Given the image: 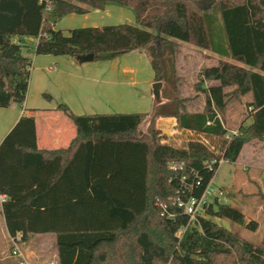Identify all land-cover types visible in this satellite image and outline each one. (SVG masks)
<instances>
[{
    "label": "trees",
    "instance_id": "trees-1",
    "mask_svg": "<svg viewBox=\"0 0 264 264\" xmlns=\"http://www.w3.org/2000/svg\"><path fill=\"white\" fill-rule=\"evenodd\" d=\"M207 1L0 0V107L22 105L28 89L31 60L15 37H37V55L106 61L144 51L162 83L149 112L76 115L59 102L54 110L76 131L66 148H38L35 116H19L0 142L11 238L53 232L58 264H264V235L254 243L213 219L256 229L241 210L213 198L190 220L178 205L201 196L220 159L234 162L250 141H264V0ZM110 3L129 7L135 23L55 28L65 14ZM180 43L216 57L195 73L193 96L181 95ZM245 96L249 113L226 136V108ZM161 116L189 138L175 143L155 126Z\"/></svg>",
    "mask_w": 264,
    "mask_h": 264
},
{
    "label": "crops",
    "instance_id": "crops-1",
    "mask_svg": "<svg viewBox=\"0 0 264 264\" xmlns=\"http://www.w3.org/2000/svg\"><path fill=\"white\" fill-rule=\"evenodd\" d=\"M126 22L135 23L132 10L129 7L110 3L102 9L96 8L82 14H65L56 22L55 28L65 32L80 26L94 27ZM14 39L23 48L30 50V53L25 54L31 60V70L23 104L0 107V142L20 115L31 114L35 116L38 148L47 150L66 148L76 131L66 116L54 110L59 102H65L76 115L149 112L155 102H158L154 99V104L148 109L150 102L147 88L154 81L152 66L144 51H133L111 60H97L92 64H83L68 55L35 54L33 52L37 41L35 36ZM136 87L140 88V92ZM44 94L49 95L50 99H43ZM33 108L37 110L30 113L28 109ZM175 124L174 117L161 116L155 121V126L162 132L166 130V135L172 138L180 133V130L175 128ZM183 133L188 134L189 131L184 130ZM1 196L3 199L0 200V264L5 262L6 264L21 262L50 264L46 257V246L40 242L41 236L44 235H36L34 244L24 250L19 249V255L11 253V237L1 214V203L5 195ZM49 239L52 248L51 258H54L55 264H58L54 239Z\"/></svg>",
    "mask_w": 264,
    "mask_h": 264
},
{
    "label": "rangeland",
    "instance_id": "rangeland-1",
    "mask_svg": "<svg viewBox=\"0 0 264 264\" xmlns=\"http://www.w3.org/2000/svg\"><path fill=\"white\" fill-rule=\"evenodd\" d=\"M66 32V31H65ZM25 47V46H24ZM178 51L175 56L174 64L176 66V72L181 75L183 83L181 85L182 96H193L195 90L192 85L195 82V73L202 65H208L214 63L216 57L214 55L209 56V52L201 50L186 43H180L177 47ZM22 52L30 53L29 49L23 48ZM212 56V57H211ZM97 61V60H95ZM95 61L82 62L83 64H92ZM165 67V65H163ZM149 68V67H147ZM152 84L148 86L147 95L149 97L150 108L154 104V97L152 96ZM136 90L140 92V88L136 87ZM202 95L199 98L193 100L188 107L190 110L199 108L202 104ZM249 96H245L238 101H232L226 108L224 118V125L229 129H235L239 121L244 117H247L249 110L244 108V101ZM45 100L50 99L42 95ZM243 100V101H242ZM249 118L245 123L249 122ZM144 122L139 125L140 134L144 131ZM166 134V130L163 132ZM184 134V133H183ZM173 139L175 143L183 144L188 136L186 134ZM189 138V137H188ZM264 141L253 140L246 144L238 156V159L234 162L220 161L217 168L213 173V177L209 182V185L214 188H221L226 191L227 196L218 197L220 202L229 203L235 206L244 214V222L254 221L257 222V227L254 230L248 229L246 226L240 225L235 222L227 221L225 219L213 218L216 223L224 227L227 230L237 233L241 238H246L254 243L261 241L264 235ZM1 218V215H0ZM41 236L40 242L46 246V257L50 264H55L54 258H51L50 250L52 249L51 240L54 239V233H36ZM30 237L26 241L18 243L19 249L24 250L34 244L36 237ZM54 246V245H53ZM12 247V246H11ZM16 257V256H15ZM19 258V257H18ZM3 264H6L3 263Z\"/></svg>",
    "mask_w": 264,
    "mask_h": 264
},
{
    "label": "built area",
    "instance_id": "built-area-1",
    "mask_svg": "<svg viewBox=\"0 0 264 264\" xmlns=\"http://www.w3.org/2000/svg\"><path fill=\"white\" fill-rule=\"evenodd\" d=\"M43 1V0H39ZM237 131L236 129H229L228 132L226 133V136L230 134H236ZM220 161H223V159H220ZM264 173V171H263ZM218 197H225V191L221 188H214L213 186L211 187L209 184L206 185V187L203 189V193L201 196L197 199L194 198H189L186 201H178V205L182 206L184 208L185 212L189 215V219L193 220L196 217V214L202 212V206L210 203L213 198H218ZM2 196L0 195V200H2ZM19 236L16 238H11V253L13 255H19ZM20 264H25L24 262H21Z\"/></svg>",
    "mask_w": 264,
    "mask_h": 264
},
{
    "label": "water",
    "instance_id": "water-1",
    "mask_svg": "<svg viewBox=\"0 0 264 264\" xmlns=\"http://www.w3.org/2000/svg\"><path fill=\"white\" fill-rule=\"evenodd\" d=\"M215 0H208L206 3L207 4H212ZM93 54L92 53H87V54H82L79 55L76 59L80 62H89L93 60ZM162 83L161 81H154L152 84V96L154 97V99L156 101L160 100V96H159V91H160V87H161Z\"/></svg>",
    "mask_w": 264,
    "mask_h": 264
}]
</instances>
